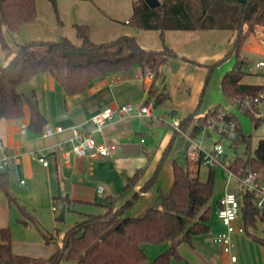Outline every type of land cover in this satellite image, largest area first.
<instances>
[{"label": "crops", "instance_id": "crops-1", "mask_svg": "<svg viewBox=\"0 0 264 264\" xmlns=\"http://www.w3.org/2000/svg\"><path fill=\"white\" fill-rule=\"evenodd\" d=\"M135 3L136 0H58L56 11L50 1L36 0L38 17L34 22L23 26L15 33L3 27L12 52L7 55L0 45V65H6L16 55L19 43L33 40L56 41L66 37L74 44L81 45L82 39L77 37L75 28L77 24H87L90 27V39L95 43H107L122 36H131L146 49H162L164 45H167L179 55L164 66V82L160 83V80L156 82L160 90L165 87L170 98L161 104H154L155 107L165 103L174 104L176 107L168 111V119H164L171 126V130L166 132L162 150L156 155V159H151L150 166L146 168V174L142 175L140 181L123 194L122 190L127 183L125 175H133L142 167L123 156L118 146L110 157H78L72 151L70 140L72 127L78 126L81 131L90 132L93 129V124L90 122L91 116L106 106H112L115 108L112 118L106 122L102 133L95 134L98 140L106 139L115 143L120 140L136 142L135 138L144 132L140 129L141 123L135 119L152 118V100L149 103L146 101L153 78L140 80L138 75L143 73V70L136 67L95 79L86 92L75 95L64 93L61 85L49 73L38 74L30 81L29 84L35 88L38 108L47 120L44 131L42 133L31 131L29 105L25 107V116L21 119H0V139L4 143L3 147H0V159L4 155H10L12 158L2 172L6 171L9 174L10 193L15 198V201H9L6 193L0 189V229L7 225L11 226L13 251L18 255L44 258L38 256L44 249L42 231L34 225L42 233L40 235L37 230L36 232L32 230L33 224L25 225L19 221V218L31 214L39 222H44L46 210L51 209L53 197L58 195L69 196L73 200L72 203L97 205L102 212L106 210L105 205L109 203V196H113L114 207L117 209L151 177L175 130H178V134L165 161L170 159L169 154L174 149L179 135L187 136L190 141L189 131L182 132L180 128H176L175 123L180 124L183 118L196 110L192 125L216 107L220 111L234 112L235 101L226 98L222 91V80L229 70L240 67L246 71L241 80L242 83L264 85V83L260 84L247 79V75L257 74L264 67L258 70L251 69L246 67L245 60L249 53L257 55L258 60H264L263 39L259 40L250 36L246 48L249 51L241 49L237 53L234 52L236 60L232 64L231 56L223 59L228 54L224 50L226 47L217 46V44H222L225 38L223 34H220L221 31L227 32L229 39L233 41L235 32L216 29L167 30L163 40L160 30L141 29L130 21ZM213 65L215 67L207 81L209 70ZM125 103L144 104L150 111L144 115H120L116 108ZM59 126L62 130L57 129ZM38 152L46 154L49 161L47 166L36 158L35 154ZM173 160L171 166L167 168L168 174L163 175L161 169L158 177V186L165 193L169 192L173 184ZM185 167L189 170L188 158ZM217 168L226 170L224 165H218L215 167V172ZM199 169L200 167L190 172L192 176L197 175ZM261 175L259 174L260 182H262ZM100 185L104 187L102 192L98 191ZM232 188L236 187L232 186L230 177L225 181L216 182L215 180L213 194L215 198L211 201L213 211L209 221L210 231L193 238L194 248L186 243L178 246V251L184 259L189 260L190 264H210L208 260L217 264L222 261L223 264H230L229 255L214 242V237L224 228L217 215L219 201L224 193ZM159 204L158 188L154 186L140 196L128 213L132 216L140 215L146 208ZM14 219L15 223L12 222ZM239 219L240 216L237 220L238 226H243L242 220L241 223L238 222ZM44 225L48 226V224ZM244 234V232H235L232 235L231 250L238 256V260L233 264H244L245 258L246 262L248 261L247 256L244 258L234 250L235 245L238 244L239 248L242 245L241 242L244 244ZM18 236L23 237L19 239ZM62 237V232L56 236L57 247ZM262 251L264 254V249ZM261 259L259 264H264V255Z\"/></svg>", "mask_w": 264, "mask_h": 264}, {"label": "trees", "instance_id": "trees-1", "mask_svg": "<svg viewBox=\"0 0 264 264\" xmlns=\"http://www.w3.org/2000/svg\"><path fill=\"white\" fill-rule=\"evenodd\" d=\"M57 11L58 0H48ZM161 5L151 8L145 0H136L134 13L130 19L141 29L160 30L162 39L167 30H228L236 33V47L243 39L247 25L255 23L264 27V0H160ZM38 17L36 0H0V45L10 55L3 27L15 33L23 26L34 22ZM77 37L82 39L81 45L74 44L63 37L60 40L28 41L17 44L16 55L6 65H0V119H21L25 116V107L30 106L29 127L34 133H42L47 123L46 117L38 107L32 105L20 92L21 88L41 73H49L61 85L68 95L82 94L87 91L95 79L109 74L128 71L139 67L154 73L152 84L148 90L146 103L154 100L155 105L170 98L165 87L156 86V82H164L163 68L178 53L164 45L162 49H146L134 37L122 36L107 43H95L90 39V27L87 24L75 25ZM230 52L223 58H227ZM186 59V58H185ZM215 65H213L207 77ZM245 70L234 68L229 70L222 80V91L226 98L234 101H245L254 98L264 85L242 83ZM35 94V92H34ZM243 110L258 126L263 118L257 116L259 106L252 105ZM187 115L179 124L182 132H188L191 138H198L205 127L219 118L218 107L210 110L192 125L196 114ZM225 120H234L239 135L232 139L231 146L236 149L240 143L245 144L242 154L236 155L231 169L238 175L248 170L264 175V138L260 139L250 152V135L242 131L240 122L234 112L226 111ZM178 134H174L167 145L160 161L151 177L122 206L115 209L114 197L109 196L106 210L101 213H87L85 218L76 222L64 233L61 243L48 258H32L18 255L13 251V233L10 225L0 229V264H59L62 260H77L79 264H171L172 259H184L178 251L181 243L194 248L193 238L210 231L209 221L212 214V197L215 189V167H210L205 181L198 175L192 176L190 171L176 159L172 162L173 184L165 193L158 186V177L164 161ZM143 170L138 169L133 175H125L126 185L122 194L136 185ZM157 186L160 204L150 206L140 215H129V210L140 196ZM0 189L15 201L10 193V178L6 171H0ZM240 200V217L244 232L249 227H256L264 221V209H260L247 190L241 193L239 188H232ZM57 202L70 208L73 200L67 195L53 197ZM219 201V207H220ZM25 225L33 224L43 233L46 243L56 238L46 230L35 216L31 214L19 218ZM56 232V236L59 234ZM171 245L148 262L147 254L142 247L144 243ZM264 243V240H262Z\"/></svg>", "mask_w": 264, "mask_h": 264}, {"label": "rangeland", "instance_id": "rangeland-1", "mask_svg": "<svg viewBox=\"0 0 264 264\" xmlns=\"http://www.w3.org/2000/svg\"><path fill=\"white\" fill-rule=\"evenodd\" d=\"M220 34L224 35V41L222 44H217V46H223L226 47L224 50L226 52H230V55L228 57H232L233 61L232 64L235 63L236 60V54L234 55V52H238L241 49L243 51H249L247 50L248 46V41L249 37H254L259 40L263 39L264 40V28L252 23L251 25H247L245 28V34L243 39L240 41L239 45L236 47L233 39L230 40L228 33L225 31H221ZM222 36V35H221ZM257 55L253 53H249V56L245 58L247 61L246 67H250L251 69L255 68V63L258 60ZM234 66V65H233ZM245 67V66H243ZM248 80L255 81L256 83H264V68L259 71L257 74H251L247 75ZM214 81V79H213ZM213 81H211V84H213ZM154 100L151 101V106H152V118H140V119H135L137 122L141 123L140 129H143L144 133L142 135H139L137 138H135L136 142H127L125 140H120L119 142H116L117 146L119 147V152L130 160L132 162L138 164L140 167H142L143 173L142 175L146 174V171L148 167L151 164V159H156V155H158L159 151L162 150L164 140L166 138V132L168 130H171V126L166 122L164 119H168V111L170 112L175 106L174 104H163L156 106L154 105ZM176 108V107H175ZM259 110L261 111L263 121L256 126L255 122L251 120L249 115H247L244 111H241L238 107L234 109V112L240 122L242 131L250 135L251 139V148L250 152L253 153L254 149L258 143V141L262 138H264V102H262L259 105ZM141 138H143V141H141ZM198 139L201 141V144L205 150H210L214 143L217 140H222L224 149H225V157L227 159H233L237 154L240 155L244 152L245 150V144L240 143L236 149H234L231 146L232 140L228 139L227 137H222L219 132H217L214 129H211L208 132L202 133ZM189 139L187 136L181 137L180 135L177 137L176 142H175V147L170 152L169 154L170 159L164 161L162 171L161 173L163 175L168 174V166H171V161L173 159H176L180 164L183 166H186L187 164V146ZM138 144L140 146V150L137 154L135 155H130L129 153L124 151V145L126 144ZM170 162V163H169ZM122 169L124 166H121ZM147 168V169H146ZM126 171V170H125ZM128 172V170H127ZM210 172V167L201 164L199 172H198V177L200 180L205 181L208 178ZM229 178L228 171L225 169L217 168L215 172V180L218 182L219 180L225 181ZM260 179L264 183V175L262 174L260 176ZM65 182V181H64ZM231 183L232 186L239 188L241 193L244 192L246 189L242 186L241 182L236 176H233L231 178ZM64 187H66V183H64ZM57 195V192H55ZM215 198V195H213L212 200ZM211 200V201H212ZM56 209H53L54 204L52 203L51 209L46 210L45 213V218L44 222H41L46 229H49L48 231L51 232L52 235L56 238V232L59 230V232L64 233L68 228L73 226L76 222L81 221L85 218V215L87 213H101L102 209L94 204H89V203H82V202H74L71 204L70 208L66 210L65 216L63 219L59 218L61 209H62V203L57 202L56 204ZM15 208V207H13ZM241 217L239 219V223H241ZM12 222L15 223V219L12 220ZM48 224V226L44 225ZM21 226V225H19ZM22 227V226H21ZM20 227V228H21ZM32 230L36 232V230L40 233V231L33 225L31 226ZM244 237L245 241L244 244L241 242V246L238 248V244L234 246L235 252L241 254L244 258L247 256L248 261L245 262L244 264H259L261 262V256L263 254V249H264V243L262 240H264V221H259L257 223L256 227H249L248 232H244ZM38 234V233H37ZM17 236V234H16ZM19 239H22L21 237L23 236H18ZM43 241H44V246H43V251L41 252L42 254L38 255L40 257H49L55 250L57 249V244L55 240H53L50 243H46L45 239L42 235ZM57 241V240H56ZM236 244V242H234ZM171 245L170 242H165L162 244H150V243H144L142 244L143 249L145 250L147 254V259L148 262L152 261L157 255L165 251L169 246ZM262 254V255H261ZM223 256V255H222ZM224 259V256L223 258ZM210 262V264H217L216 262ZM59 264H79L77 260H62ZM171 264H190L189 260L187 259H173L171 260ZM223 264V261L220 263Z\"/></svg>", "mask_w": 264, "mask_h": 264}, {"label": "built area", "instance_id": "built-area-1", "mask_svg": "<svg viewBox=\"0 0 264 264\" xmlns=\"http://www.w3.org/2000/svg\"><path fill=\"white\" fill-rule=\"evenodd\" d=\"M264 67V60H258L255 63V70ZM154 73L146 71L140 73L138 78L142 81L146 79H152ZM264 102V90L260 91L254 98L241 101L236 100V107L240 109H249L252 105L259 106ZM116 110L120 115H144L148 114L150 109L147 105H135L133 103H125L119 105ZM115 108L112 106H106L102 110L94 113L90 122L93 124V129L90 132H84L79 129L78 126L72 127V136L70 138L72 142V151L78 157H110L117 144L114 141L102 140L99 141L95 134L102 133L103 128L108 120H110L114 114ZM226 111L221 110L219 118H215L205 127L203 133L216 130L220 133L221 138L227 137L232 140L238 137L239 132L237 124L234 120H225L223 115ZM261 111L257 113V116H261ZM177 129L179 124L175 123ZM58 130H62L59 126ZM50 132V131H49ZM4 143L0 139V147H3ZM36 158L42 162L44 166L49 164L45 153H36ZM187 158L189 160L190 172L196 171L201 164H205L209 167H216L218 165H224L228 171L229 177L236 176L241 182L242 186L253 194L256 204L260 209H264V183L259 180V173L248 170L243 175H238L231 169V163L233 159H227L225 157V149L222 140H217L210 150H205L198 138H190L187 146ZM12 158L10 155H4L0 159V171L4 170ZM104 187L100 185L98 191L102 192ZM220 207L218 208L217 215L223 224V230L218 232L214 237V242L222 247V250L229 255L230 264L235 263L238 260V256L232 253V235L235 232H244L243 226H238L237 220L240 216L241 203L236 193L231 189H228L220 199ZM54 209H56L54 207Z\"/></svg>", "mask_w": 264, "mask_h": 264}, {"label": "water", "instance_id": "water-1", "mask_svg": "<svg viewBox=\"0 0 264 264\" xmlns=\"http://www.w3.org/2000/svg\"><path fill=\"white\" fill-rule=\"evenodd\" d=\"M241 3H244L246 0H238ZM145 2L151 7V8H157L161 5L160 0H145ZM20 92L27 98V100L34 106L38 107V103L35 98V88L32 84H26L23 86L20 90ZM140 146L138 144H126L124 145V151L129 153L130 155H135L139 152ZM67 188H68V182H67ZM66 205H62V209L59 215L60 219H63L66 213Z\"/></svg>", "mask_w": 264, "mask_h": 264}]
</instances>
